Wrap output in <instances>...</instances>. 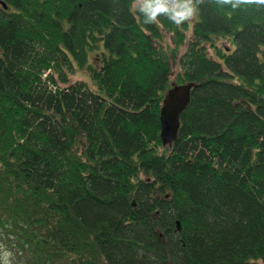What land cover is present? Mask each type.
Returning a JSON list of instances; mask_svg holds the SVG:
<instances>
[{"label":"trees","instance_id":"1","mask_svg":"<svg viewBox=\"0 0 264 264\" xmlns=\"http://www.w3.org/2000/svg\"><path fill=\"white\" fill-rule=\"evenodd\" d=\"M196 2L187 35L188 22L144 24L132 0H0V247L13 264L264 260V5ZM172 81L196 84L168 146Z\"/></svg>","mask_w":264,"mask_h":264},{"label":"clouds","instance_id":"2","mask_svg":"<svg viewBox=\"0 0 264 264\" xmlns=\"http://www.w3.org/2000/svg\"><path fill=\"white\" fill-rule=\"evenodd\" d=\"M221 4L240 3L264 5V0H217ZM131 7L143 18L144 24H157L161 17H166L177 27L190 21L198 11L196 0H132Z\"/></svg>","mask_w":264,"mask_h":264},{"label":"water","instance_id":"3","mask_svg":"<svg viewBox=\"0 0 264 264\" xmlns=\"http://www.w3.org/2000/svg\"><path fill=\"white\" fill-rule=\"evenodd\" d=\"M5 5L4 2H2ZM194 81L183 83L172 82L163 94L160 106V131L159 136L163 145L170 146L177 138L180 124V113L186 107L190 100ZM168 196V194H166ZM135 205V201L132 200ZM177 228H180V221L176 220ZM160 235H162L160 233Z\"/></svg>","mask_w":264,"mask_h":264},{"label":"rangeland","instance_id":"4","mask_svg":"<svg viewBox=\"0 0 264 264\" xmlns=\"http://www.w3.org/2000/svg\"><path fill=\"white\" fill-rule=\"evenodd\" d=\"M195 16H196V14L194 15V17L190 21H187L188 22V29H185L187 35H190L191 23L194 20ZM171 35H173V34L166 32L164 34V42L166 44H169L170 46H175L176 43H174L173 39L171 38L172 37ZM214 39H215L216 43L220 47H222V48H225L226 49V48H228L229 45H232L229 36L219 35V36H215ZM185 46H186V44L180 45L179 48H178L177 55L175 54L174 55L175 56L174 58L171 57V60H172V68H173V73H172V80L173 81L175 79V75L178 73V70H179V66L177 64V59H178L179 53H181V52L184 51ZM212 51L213 50L210 49L209 50V53L213 54ZM71 79L72 80H75V79H84V80L87 81V83L91 87H94V84H93L94 82L91 80V78L89 79V77H88L87 73L85 72V70H82V69H79L78 70L77 69L74 74H71ZM259 262H260V264H264V260H262V259H260ZM0 263L1 264H13V259H12L11 252L8 251L4 247H0Z\"/></svg>","mask_w":264,"mask_h":264},{"label":"bare ground","instance_id":"5","mask_svg":"<svg viewBox=\"0 0 264 264\" xmlns=\"http://www.w3.org/2000/svg\"><path fill=\"white\" fill-rule=\"evenodd\" d=\"M167 198V197H166Z\"/></svg>","mask_w":264,"mask_h":264}]
</instances>
